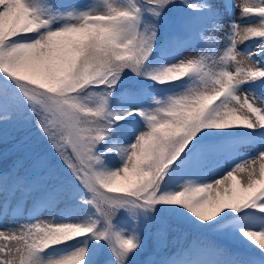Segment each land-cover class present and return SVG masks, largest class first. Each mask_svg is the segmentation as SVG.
<instances>
[{"label": "snow or ice", "instance_id": "1", "mask_svg": "<svg viewBox=\"0 0 264 264\" xmlns=\"http://www.w3.org/2000/svg\"><path fill=\"white\" fill-rule=\"evenodd\" d=\"M236 7L0 0V142L9 128L35 129L67 172L41 160L0 166V264H264V226L246 223L264 224V0H243L240 20ZM132 78L141 87L114 105ZM60 198L75 217L4 224ZM172 217L259 259H224L209 241L141 261Z\"/></svg>", "mask_w": 264, "mask_h": 264}, {"label": "trees", "instance_id": "2", "mask_svg": "<svg viewBox=\"0 0 264 264\" xmlns=\"http://www.w3.org/2000/svg\"><path fill=\"white\" fill-rule=\"evenodd\" d=\"M141 85L135 78L127 79L122 82L118 88V93L114 96L113 104L119 105L125 102V98L119 95L126 89H139ZM50 154L43 158V153ZM36 160H41L47 165V169L51 170L55 175L61 173L63 177L67 176V172L48 146L47 142L42 140L35 129L25 128L23 130L8 129V142H0V166L7 167L13 161H22L26 166ZM164 231V239L157 246L154 241L149 242L148 249L141 261L151 260L158 261L162 256L168 255L169 252L175 250L171 254L177 255L179 250L185 247V244L194 240L195 242H212L216 244L225 255L224 259L235 261L248 259V254L254 252L243 245L238 239L232 236H221L215 232L202 231L187 221L169 218L166 221ZM226 242V243H223ZM254 255V254H253ZM255 259H259L255 256Z\"/></svg>", "mask_w": 264, "mask_h": 264}, {"label": "rangeland", "instance_id": "3", "mask_svg": "<svg viewBox=\"0 0 264 264\" xmlns=\"http://www.w3.org/2000/svg\"><path fill=\"white\" fill-rule=\"evenodd\" d=\"M223 2L225 3H235L237 5L236 10H235V16L234 18L237 20H240V8L239 5L243 2V0H223ZM95 3V0H72L71 2H69L68 4H80V5H87V4H92ZM229 14L232 13V9L229 8L228 9ZM242 25L243 24H247L249 23V21H242L241 22ZM247 47L251 48L253 51L256 49V43L253 40H249L247 42ZM245 48V44L242 43H238V49H244ZM196 51H199V49H196L195 51L193 50H188L187 52H185L186 56H192L196 54ZM243 57H241L242 59ZM162 57L157 53L153 56V63H159L161 62ZM168 91V89H166L163 86H157V92L156 94L158 95H163L165 94V92ZM257 95L260 94V90L257 89ZM260 143L259 138L257 137L254 140H250L248 144H244L239 148V151L242 155H247V154H252L255 152L256 150V146H258ZM205 179H213L214 176L209 173L207 176L204 177ZM79 212V209L75 208L69 201L60 198L57 200L56 205H55V209H49L45 206H41L39 208V212L36 213H30V212H25L22 214V216H18L15 219L9 218L7 221H4V224L6 225H10V224H22V223H26L28 222V217L29 216H35L36 218H38L39 220H48L51 219L54 215L57 214H66L69 215L71 217H75ZM246 223L249 226L252 227H261L264 226V224L261 223V220L259 219V217H249L246 220ZM2 243V242H0Z\"/></svg>", "mask_w": 264, "mask_h": 264}]
</instances>
